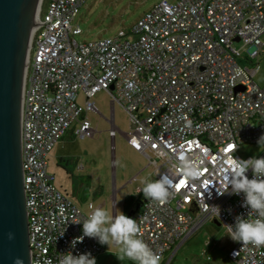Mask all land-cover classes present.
Returning <instances> with one entry per match:
<instances>
[{"label": "built area", "instance_id": "obj_1", "mask_svg": "<svg viewBox=\"0 0 264 264\" xmlns=\"http://www.w3.org/2000/svg\"><path fill=\"white\" fill-rule=\"evenodd\" d=\"M42 1L21 107L30 264H59L68 252L97 259L103 251L87 237L72 246L83 235L80 222L102 206L76 205L56 185L47 159L74 123L76 136L93 135L86 114L99 112L92 99L100 91L128 114V145L148 158L151 180L174 181L164 204L141 188L136 196L139 238L161 264L208 222L218 221L229 234L227 225L250 209L242 206L243 194L219 192L228 190L232 157L244 159L240 150L258 145L264 134V86L255 81L264 60V0H160L131 29L89 43L76 40L82 30L73 24L87 0H50L45 11ZM109 121L114 141L120 129L113 110ZM181 155L199 165V179L184 176ZM231 241V264H264V246Z\"/></svg>", "mask_w": 264, "mask_h": 264}, {"label": "rangeland", "instance_id": "obj_2", "mask_svg": "<svg viewBox=\"0 0 264 264\" xmlns=\"http://www.w3.org/2000/svg\"><path fill=\"white\" fill-rule=\"evenodd\" d=\"M49 1H42V11L46 10ZM158 1L87 0L73 22L82 30L76 40L89 43L114 37L120 30H129ZM240 46L238 43L237 47ZM260 65L255 81L264 86V60ZM112 100L106 91L95 95L92 101L99 112L86 114L94 129L93 135L85 138L68 135L62 139L47 158L48 169L55 174L56 185L76 205L86 209L92 202L95 208L102 206L100 209L113 214L115 196L117 213L122 211L128 216L136 207L132 198L138 196L137 190L143 188L146 178L151 180L153 169L148 158L128 145L126 133L131 131L129 116L118 104L112 105ZM112 110L114 124L120 129L114 141L110 137ZM74 126L75 123L71 129ZM263 148V145H247L239 154L244 159L259 157ZM226 235L223 227L208 222L181 246H174L164 264H231L228 253L232 241ZM210 238L215 243L208 246L206 243ZM117 248L114 244L103 245L97 264H132L117 258Z\"/></svg>", "mask_w": 264, "mask_h": 264}, {"label": "water", "instance_id": "obj_3", "mask_svg": "<svg viewBox=\"0 0 264 264\" xmlns=\"http://www.w3.org/2000/svg\"><path fill=\"white\" fill-rule=\"evenodd\" d=\"M41 0H0V264H30L21 159V107ZM114 87L111 86V90ZM138 202L128 217L141 207ZM214 224L220 226L218 221Z\"/></svg>", "mask_w": 264, "mask_h": 264}, {"label": "clouds", "instance_id": "obj_4", "mask_svg": "<svg viewBox=\"0 0 264 264\" xmlns=\"http://www.w3.org/2000/svg\"><path fill=\"white\" fill-rule=\"evenodd\" d=\"M260 146L264 143V134L257 141ZM179 166L189 180H197L200 176L199 165L189 161L183 155L179 158ZM252 171V178L247 173ZM227 191L223 194H243V207L250 209L246 218L237 216L235 223L227 225L228 236L234 242L242 245L251 244L256 247L264 246V157H253L247 160L232 157L231 167L225 177ZM143 188L139 190L146 198L159 204L166 203L174 191V181L168 175L158 180L145 179ZM220 213L219 207H214ZM82 223L83 235L72 241V246L85 237L97 240L107 247L111 244L118 246L117 258L128 260L132 264H161V256L154 252L141 238L136 219L128 217L122 211L118 215L111 214L106 209L93 210ZM59 264H97L91 253L73 255L63 253ZM14 264H24L17 257Z\"/></svg>", "mask_w": 264, "mask_h": 264}, {"label": "trees", "instance_id": "obj_5", "mask_svg": "<svg viewBox=\"0 0 264 264\" xmlns=\"http://www.w3.org/2000/svg\"><path fill=\"white\" fill-rule=\"evenodd\" d=\"M74 131H75V126H74L72 129L68 130V132L66 133V135L64 136V138H65L66 136H68V135L76 136L75 133H74ZM64 138H63V139H64ZM132 200H135L136 205H137L138 201H136V198H132ZM166 260H167V258L163 261L162 264H164V263L166 262Z\"/></svg>", "mask_w": 264, "mask_h": 264}, {"label": "crops", "instance_id": "obj_6", "mask_svg": "<svg viewBox=\"0 0 264 264\" xmlns=\"http://www.w3.org/2000/svg\"><path fill=\"white\" fill-rule=\"evenodd\" d=\"M136 201H137V197H136ZM215 225H216V224H215ZM216 226H217V225H216ZM102 249H103V245H102ZM102 252H103V251H102ZM102 252H101V253H102Z\"/></svg>", "mask_w": 264, "mask_h": 264}]
</instances>
